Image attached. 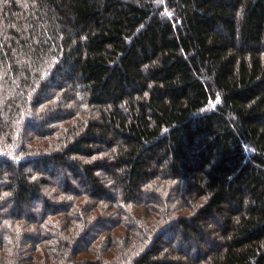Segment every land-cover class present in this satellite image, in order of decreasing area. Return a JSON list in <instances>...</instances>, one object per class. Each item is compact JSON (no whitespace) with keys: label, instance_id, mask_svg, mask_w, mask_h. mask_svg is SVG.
<instances>
[{"label":"trees","instance_id":"1","mask_svg":"<svg viewBox=\"0 0 264 264\" xmlns=\"http://www.w3.org/2000/svg\"><path fill=\"white\" fill-rule=\"evenodd\" d=\"M0 264H264V0H0Z\"/></svg>","mask_w":264,"mask_h":264},{"label":"rangeland","instance_id":"2","mask_svg":"<svg viewBox=\"0 0 264 264\" xmlns=\"http://www.w3.org/2000/svg\"><path fill=\"white\" fill-rule=\"evenodd\" d=\"M128 222H130V221L128 220Z\"/></svg>","mask_w":264,"mask_h":264}]
</instances>
